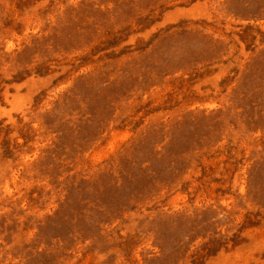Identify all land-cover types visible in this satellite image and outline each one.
I'll return each mask as SVG.
<instances>
[{"label": "rangeland", "instance_id": "374dc122", "mask_svg": "<svg viewBox=\"0 0 264 264\" xmlns=\"http://www.w3.org/2000/svg\"><path fill=\"white\" fill-rule=\"evenodd\" d=\"M0 264H264V0H0Z\"/></svg>", "mask_w": 264, "mask_h": 264}]
</instances>
